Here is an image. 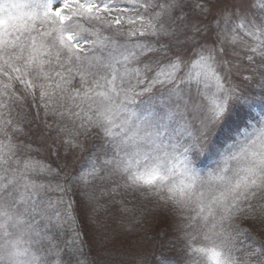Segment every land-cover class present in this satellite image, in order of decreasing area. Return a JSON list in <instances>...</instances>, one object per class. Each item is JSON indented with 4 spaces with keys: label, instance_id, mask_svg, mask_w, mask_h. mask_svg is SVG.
Returning <instances> with one entry per match:
<instances>
[{
    "label": "snow or ice",
    "instance_id": "1",
    "mask_svg": "<svg viewBox=\"0 0 264 264\" xmlns=\"http://www.w3.org/2000/svg\"><path fill=\"white\" fill-rule=\"evenodd\" d=\"M256 100L264 0H0V264H264ZM28 106L65 157L96 136L75 173L30 155ZM127 195L175 256L108 234Z\"/></svg>",
    "mask_w": 264,
    "mask_h": 264
},
{
    "label": "rangeland",
    "instance_id": "2",
    "mask_svg": "<svg viewBox=\"0 0 264 264\" xmlns=\"http://www.w3.org/2000/svg\"><path fill=\"white\" fill-rule=\"evenodd\" d=\"M253 105L255 109L253 114L257 115L258 120L261 115H264V111H262L264 110V103L256 100L253 102ZM26 110L30 114L29 119L32 120V123L25 125L28 135L19 137V139L25 143L30 142L33 148L41 149L38 152L33 151L30 155L47 163H51L58 155L60 157V164L67 165L66 171L75 173L86 162L89 151L97 143L96 136L93 134L85 141L83 151H76L65 157L62 147L54 146L55 151L48 147L51 140L44 135L43 124L40 123L39 119H33L35 109L28 106ZM228 143H231V141H228ZM210 164V161L201 158L199 166L207 169ZM123 199L124 205L119 203L121 200L120 196H116L111 201L106 199L101 200V203L105 204L106 207L99 212L98 216L105 228L110 229L116 227V225H127V227H129L128 225H134L130 229L127 228L123 236L116 234L117 237H121V240L134 241L140 245L141 249H145V253H155L157 257L175 256V253L170 250L171 246L169 244V240L175 231V223L172 217L166 212L161 211L154 201L150 202L138 195H127ZM125 206L131 209V211L123 212L122 209ZM122 228L124 229L123 226Z\"/></svg>",
    "mask_w": 264,
    "mask_h": 264
},
{
    "label": "trees",
    "instance_id": "3",
    "mask_svg": "<svg viewBox=\"0 0 264 264\" xmlns=\"http://www.w3.org/2000/svg\"><path fill=\"white\" fill-rule=\"evenodd\" d=\"M59 163H60V161H59ZM126 224H128V223H126ZM141 225H143V224H141ZM122 226L124 227V229L122 228ZM122 226H120V225H116V227H112V228H107V232H108V234L110 235V236H119V235H121V236H123L124 234H125V230L128 228V229H130V228H132V226H134V225H128L129 227H127V225H122ZM117 234V235H116ZM118 239H120L121 237H117ZM122 239V238H121ZM120 239V240H121ZM142 250L144 251L145 249H143L142 248ZM99 252H100V250L99 249H93V251H92V255H99Z\"/></svg>",
    "mask_w": 264,
    "mask_h": 264
}]
</instances>
